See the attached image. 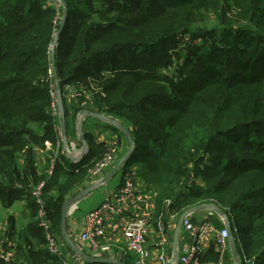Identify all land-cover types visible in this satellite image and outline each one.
<instances>
[{
	"label": "trees",
	"instance_id": "1",
	"mask_svg": "<svg viewBox=\"0 0 264 264\" xmlns=\"http://www.w3.org/2000/svg\"><path fill=\"white\" fill-rule=\"evenodd\" d=\"M64 1L54 59L65 118L87 106L121 120L135 146L121 172L135 166L156 193L153 220L165 225V211L214 201L233 216L239 264H264V0ZM206 13L214 26L194 27ZM60 16L52 0H0V202H24L32 219L11 264L60 263L45 248L37 213L43 209L60 236L62 207L80 181L73 171L90 166L97 148L83 133L88 153L69 164L51 115L49 52ZM187 35L204 42L162 74L173 65L165 46ZM65 85H75L77 99ZM45 143L56 152L48 154L49 177L34 161V148ZM195 171L203 185L190 184ZM42 181L37 200L31 191ZM213 255L210 249L201 263L217 264Z\"/></svg>",
	"mask_w": 264,
	"mask_h": 264
},
{
	"label": "crops",
	"instance_id": "2",
	"mask_svg": "<svg viewBox=\"0 0 264 264\" xmlns=\"http://www.w3.org/2000/svg\"><path fill=\"white\" fill-rule=\"evenodd\" d=\"M88 109L90 110V108ZM66 122L68 123V142L72 145L69 154H66L63 149L62 153L68 163L74 165L76 163L72 161L78 160L79 163V161L86 156L88 150L80 159L85 151L82 144H78L79 141L76 134L74 116H68ZM82 130L83 133L90 135L97 148L93 150L92 158L89 161L90 166H83L79 170L75 169L73 171V174H79L80 181L69 192L67 200L72 198L77 192L93 185L97 181V179L91 175L90 169L93 164L103 156L107 149L114 148V161L116 163L129 147L127 140L119 132L114 131L109 125L101 121L91 119L89 122L88 120H84L82 122ZM54 151L55 150L52 149L49 143H45L44 147L34 148L35 168L38 170V175L43 174L46 177L50 176L49 172L52 167L47 166V159L50 158L48 155L49 152L54 153ZM22 164V159H20L19 168H22ZM126 174L134 175L133 195L121 203L123 211L122 216H116L109 212L103 214L104 235L99 238V241L102 245L107 246L108 250L101 255H97L90 249L87 241H80V236L84 232L86 214L98 208L106 199H113L124 184V176ZM58 181H63V177L60 176ZM42 183L44 182L42 181L36 186ZM154 193L155 192L151 188L147 187L137 178L135 166L130 167L129 170L124 173L120 171L118 175H115L111 180L96 188L91 194L76 204L75 208H73L66 217V231L72 242L86 256L112 259L121 264H181L177 257H181L192 244V240L186 232H181L179 237L176 233L178 223L184 213H173L174 215L170 217L168 214L171 213L165 211L163 215L165 216V225L163 228L164 230L161 231L156 226L157 221L153 220L155 213ZM208 209L209 207L197 206L188 217L194 224H200L207 218ZM138 217L149 219L148 233L144 245L148 256L141 260L127 249L123 236L124 224ZM224 220L225 219L219 215H215L212 218V224L215 228L221 229L225 225ZM31 221L32 219L25 208L24 202L17 201L10 207H3L0 202V233L4 240L5 248L12 255L13 261L17 260L16 245L18 243V235ZM219 222L221 223V228L217 227ZM56 244L58 251L67 262L86 263L64 243L61 236L56 235ZM200 245L202 250L201 255L205 257L213 243L210 240H204ZM161 252L165 255V261L163 263L158 260V255ZM225 257L223 258L222 264H234V256L230 245L228 257ZM201 264H211V262H203Z\"/></svg>",
	"mask_w": 264,
	"mask_h": 264
},
{
	"label": "built area",
	"instance_id": "3",
	"mask_svg": "<svg viewBox=\"0 0 264 264\" xmlns=\"http://www.w3.org/2000/svg\"><path fill=\"white\" fill-rule=\"evenodd\" d=\"M75 85H65L64 92L68 96L76 97L78 96L75 92ZM85 108V107H84ZM51 115L54 117L59 116V109L57 102L51 105ZM78 163V160L72 161ZM114 148H109L103 156L96 161L90 169V173L97 180L102 178L114 165ZM51 174V171L49 172ZM193 175H191V180ZM190 180V181H191ZM43 183L36 186L34 190L31 191L32 195L37 198L40 196V191L43 187ZM134 190V175L126 174L124 176V184L118 190L117 194L113 199H106L98 208L89 211L85 217L84 232L80 236V241H87L89 243L90 249L97 255L108 250V247L102 245L99 241L104 235L103 230V214L109 212L116 216H122L123 211L121 208V203L126 201L133 195ZM182 191V190H181ZM156 196V193H154ZM39 202V201H38ZM171 201H166V207L171 205ZM220 209V208H219ZM174 214H168L172 217ZM189 215V214H188ZM188 215H183L180 219V227L177 228L176 233L179 237L181 232H186L192 244L185 251L181 257H177L181 264H201V243L204 240H210L217 249L219 255V261L217 264L223 263L224 255L229 249V231L224 225L223 228L217 229L212 224V218L218 215L213 209H208L207 218L203 220L200 224H194L188 217ZM221 217V216H220ZM223 218V217H222ZM37 219L39 221V226L43 229L45 233V248L48 252L59 259V264H87L84 262L79 263H69L63 259L62 255L57 249L56 238L50 231V222L45 217L43 209H39L37 213ZM156 226L158 229L163 231L164 224L157 220ZM149 219L138 217L127 221L124 224L123 236L125 240V245L129 251H131L138 259H144L148 256L145 249V242L148 233ZM237 261L239 264V255L237 253ZM0 260L5 264H11L12 255L6 250L4 240L2 239L0 233ZM158 260L163 263L165 261L164 253L158 255ZM245 264H254L253 261H244ZM235 264V263H234Z\"/></svg>",
	"mask_w": 264,
	"mask_h": 264
},
{
	"label": "water",
	"instance_id": "4",
	"mask_svg": "<svg viewBox=\"0 0 264 264\" xmlns=\"http://www.w3.org/2000/svg\"><path fill=\"white\" fill-rule=\"evenodd\" d=\"M56 5H58L60 9V20H59V26L57 32L53 36V41L50 46V52H49V63H50V73L52 75L54 86H55V95H56V102L59 109V116L57 117L59 119V129H60V140L63 147V151L66 154H69L71 143L68 142V135L66 130V118L63 111V106L61 102V93L59 88V82L56 74V67H55V59H54V49L58 40V37L64 27L66 16L68 12L67 4L64 0H52ZM92 118L98 121H101L110 127L115 128L128 142L129 147L128 150L125 152V154L113 165V167L100 179H98L93 185H90L89 187L82 189L81 191L77 192L72 198L67 200L61 210V216H60V236L64 243L82 260H84L87 264H121L119 262H116L112 259L107 258H101V257H90L84 255L78 247L72 242L70 239L67 231H66V217L70 213V211L75 208L76 204L83 200L86 196L91 194L96 188L103 185L104 183L111 180L126 164L127 161L131 158L133 151H134V141L133 137L131 135L130 130L121 122L116 121L108 116H105L103 114L93 113L89 109H83L76 113L75 115V127H76V134L78 137L79 143L82 144L85 153L81 155L80 159L86 154L88 147L87 143L83 138V131H82V122L87 119ZM204 206V205H202ZM201 207V206H200ZM209 207V206H204ZM209 209H213L219 216L223 217L225 220L224 224L226 228L229 231V245L231 248V251L234 256V263L238 264L237 261V250L235 247V242L232 237V232L230 229V225L228 224V221L226 219V215L223 211H221L216 206H210ZM195 210H189L188 212L184 213V215L191 214ZM178 227H180V221L178 223Z\"/></svg>",
	"mask_w": 264,
	"mask_h": 264
},
{
	"label": "rangeland",
	"instance_id": "5",
	"mask_svg": "<svg viewBox=\"0 0 264 264\" xmlns=\"http://www.w3.org/2000/svg\"><path fill=\"white\" fill-rule=\"evenodd\" d=\"M94 5L95 6H97L96 4V1H94ZM58 6V5H57ZM81 8H82V6H80ZM214 21L213 20H209V17H208V13H206V18L204 19V22L202 23V22H198L197 24H195V26L194 27H198V28H201L203 25H207L209 28H212L213 26H214ZM204 42V40H200V39H198V40H195V39H191V37L189 36V35H187V36H180L177 40H176V42H175V44L173 45V44H168V45H166L165 46V51L166 52H168L169 53V55L171 56V58H172V62H173V65H172V67H170L169 69H167V70H164V71H162V74H166V75H171V74H173V71H174V69H176V67H178L181 63H182V61H183V57H184V50L186 49V48H188V47H192V46H198V45H200L201 43H203ZM88 93H90V92H88ZM88 93H86L85 94V98H84V102H85V104L88 102V101H91V96H90V94H88ZM74 99H77V97H74ZM88 108L89 107H87L86 106V108H81L80 110H83V109H87L88 110ZM79 110V111H80ZM71 116H73V115H71ZM74 118H75V115H74ZM58 119V118H57ZM91 119L92 118H87V119H85V120H88L89 122L91 121ZM115 120V119H114ZM120 122H122L121 120H120ZM124 124V123H123ZM124 125H126V124H124ZM57 130H58V138H60V129H59V119H58V124H57ZM83 131V130H82ZM61 139V138H60ZM60 141V143H61V140H59ZM50 144V143H49ZM78 144H81V143H78ZM61 146H62V144H61ZM52 147V146H51ZM62 149H63V147H62ZM108 150V149H107ZM106 150V151H107ZM121 171V170H120ZM120 171L116 174V175H118L119 173H120ZM192 181V182H191ZM190 181V184L191 185H203V182H202V175L200 174V171H195L194 172V174H193V179ZM193 183H196V184H193ZM202 205H204V206H216L217 208H220L218 205H216L215 204V202L214 201H208V202H204V203H202V204H200V206H202ZM197 206H199V205H197ZM197 206H195V207H197ZM195 207H190V208H187V209H185L184 210V212L183 213H186V212H188L189 210H192V209H194ZM220 210L221 211H223L222 210V208H220ZM224 212V211H223ZM226 215V214H225ZM228 217H227V215H226V219H227ZM231 220H232V222H233V216H231V218H230V221H229V219H227V221H228V224L230 225V229L232 228L231 227ZM217 227H219V228H221V223L219 222V225L217 226ZM233 231V230H232ZM211 250H212V252H213V256H214V259H215V261H216V263H218V261H219V255H218V253H217V249H216V247L214 246V245H212L211 246V248H210ZM225 256H227L228 257V252L224 255V257ZM226 258V257H225ZM212 262H214V260L213 261H211V264H213Z\"/></svg>",
	"mask_w": 264,
	"mask_h": 264
}]
</instances>
